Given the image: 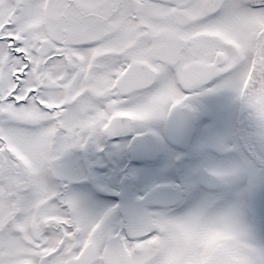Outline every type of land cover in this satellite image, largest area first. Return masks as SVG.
<instances>
[{"label":"snow or ice","instance_id":"1","mask_svg":"<svg viewBox=\"0 0 264 264\" xmlns=\"http://www.w3.org/2000/svg\"><path fill=\"white\" fill-rule=\"evenodd\" d=\"M222 89L264 130V0H0V264H161L167 217L108 227L64 158Z\"/></svg>","mask_w":264,"mask_h":264},{"label":"flooded vegetation","instance_id":"2","mask_svg":"<svg viewBox=\"0 0 264 264\" xmlns=\"http://www.w3.org/2000/svg\"><path fill=\"white\" fill-rule=\"evenodd\" d=\"M72 191L108 227L139 233L148 217L227 210L264 248V130L227 89L193 95L164 118L118 123L66 154Z\"/></svg>","mask_w":264,"mask_h":264},{"label":"clouds","instance_id":"3","mask_svg":"<svg viewBox=\"0 0 264 264\" xmlns=\"http://www.w3.org/2000/svg\"><path fill=\"white\" fill-rule=\"evenodd\" d=\"M167 247L161 264H243L246 239L227 210L212 213L196 209L185 216L167 218L162 226ZM152 245L163 247L160 239Z\"/></svg>","mask_w":264,"mask_h":264}]
</instances>
